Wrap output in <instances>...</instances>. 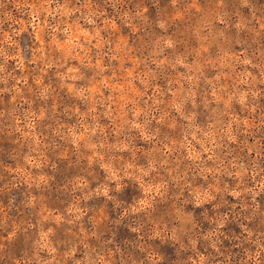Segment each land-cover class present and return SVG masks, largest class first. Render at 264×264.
I'll list each match as a JSON object with an SVG mask.
<instances>
[{
	"label": "rangeland",
	"instance_id": "1",
	"mask_svg": "<svg viewBox=\"0 0 264 264\" xmlns=\"http://www.w3.org/2000/svg\"><path fill=\"white\" fill-rule=\"evenodd\" d=\"M0 264H264V0H0Z\"/></svg>",
	"mask_w": 264,
	"mask_h": 264
}]
</instances>
